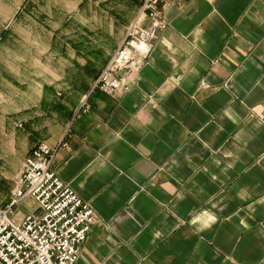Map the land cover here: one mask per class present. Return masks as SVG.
I'll list each match as a JSON object with an SVG mask.
<instances>
[{"label":"crops","instance_id":"0c3cea01","mask_svg":"<svg viewBox=\"0 0 264 264\" xmlns=\"http://www.w3.org/2000/svg\"><path fill=\"white\" fill-rule=\"evenodd\" d=\"M143 1L0 0V208L46 143L95 213L76 264H264V0H162L131 91L108 95Z\"/></svg>","mask_w":264,"mask_h":264},{"label":"built area","instance_id":"2783aa9c","mask_svg":"<svg viewBox=\"0 0 264 264\" xmlns=\"http://www.w3.org/2000/svg\"><path fill=\"white\" fill-rule=\"evenodd\" d=\"M161 2L143 1L126 39L95 82L96 89L108 95L131 91L135 75L167 27ZM56 154L46 143L35 148L22 165L11 203L0 208V264L77 263L95 213L52 169ZM25 198L35 201L38 213L18 220L14 209Z\"/></svg>","mask_w":264,"mask_h":264},{"label":"rangeland","instance_id":"374dc122","mask_svg":"<svg viewBox=\"0 0 264 264\" xmlns=\"http://www.w3.org/2000/svg\"><path fill=\"white\" fill-rule=\"evenodd\" d=\"M31 1H34V0H31ZM6 8H7V6H6ZM39 12H42V15H43V17H44V13H43V11L42 10H40V9H38V8H34V7H32V8H30V6L27 4V3H23L18 9H17V12L15 13V15H14V18H16V17H19V16H22V17H34V19H35V16H38V14H40ZM22 21V23L23 22H25V20L23 21V19L21 20ZM10 25H11V23L10 24H8L7 26H6V28H9L10 27ZM3 37V34L0 36V41L2 40L1 38ZM22 125L21 124H19V127H21ZM42 144V143H41ZM39 146V145H38ZM37 146V147H38ZM36 147V148H37ZM32 152V151H31ZM30 152V153H31ZM29 156V155H28ZM27 159V158H26ZM55 162V161H54ZM24 163V162H23ZM52 169H53V166H52ZM56 172V171H55ZM17 187H18V185H16V187L14 188V190H13V193H14V191L17 189ZM12 196H13V194H12ZM13 199V198H12ZM26 199V198H25ZM31 199V198H30ZM33 200V199H32ZM34 201V200H33ZM8 206V205H7ZM18 206V205H17ZM16 215V211H15V209H14V214H13V216H15Z\"/></svg>","mask_w":264,"mask_h":264}]
</instances>
